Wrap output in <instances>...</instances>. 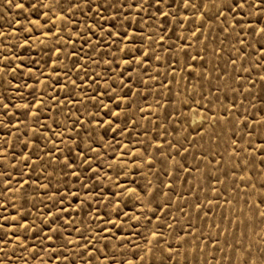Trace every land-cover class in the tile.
<instances>
[{
  "label": "rangeland",
  "instance_id": "obj_1",
  "mask_svg": "<svg viewBox=\"0 0 264 264\" xmlns=\"http://www.w3.org/2000/svg\"><path fill=\"white\" fill-rule=\"evenodd\" d=\"M16 2H23L25 9L8 7L6 0H0V236L9 230L0 240V262L159 264L160 250L167 254L169 245V264H238L239 249L250 244L256 255L257 248L264 247V223L250 211L255 197L248 195L239 176H256L260 166L257 163L252 169L250 165L249 172L234 169L237 161L229 155L230 126L213 124L212 116L213 111L222 116L221 107L231 108L233 97L238 105L243 101L233 121L245 108L251 114V97L245 99L242 93L250 87L246 81L256 80L260 69L250 74L240 71L237 77L226 63L232 51L228 41L222 45L226 50L222 59L212 56L223 39L215 25L211 30L205 27L200 37L204 41L207 36L202 53L207 70L197 67L196 72H189L186 55L180 52L187 41L176 40L177 35L188 36L189 32L178 26L174 33H167L161 48L153 41L164 33L151 26L153 21L146 16L150 26L137 23L139 18L127 9L123 12L133 23L129 27L118 19L120 31L127 30L132 36V29L138 33L143 29V41L140 35L132 41L125 38L121 42L115 35L110 40L106 35L110 19L105 22L86 8L68 12L66 0ZM113 14L111 9L102 11L105 18ZM192 44L188 51L193 55L204 47L198 41ZM140 49L150 56L155 49L160 60L153 58L144 66L132 63L124 71L125 60L143 55ZM236 67H241L240 60ZM128 72L132 74L131 91L120 86L121 79L128 82ZM197 72L201 75L194 78ZM217 86L221 91H216ZM237 88L240 91H234ZM125 92L127 105L118 99ZM253 92H259L258 84ZM193 99L208 105L197 112L195 124L185 106ZM109 111H119L120 117L106 115ZM200 116L205 117L203 127ZM109 119L115 121L112 126L107 124ZM116 123L122 131L113 132ZM166 141L174 145L169 149L164 144L163 152L170 159L155 149L157 142ZM78 152L85 153L84 163ZM149 156L154 158L152 165L147 163ZM221 156L223 161L217 165ZM65 158L70 166H65ZM182 164L190 173L181 169ZM217 178L223 183H216ZM60 197H64L62 203ZM81 202L83 206L78 207ZM197 203L199 210L194 207ZM161 204L165 207L153 215ZM61 207L67 214L58 212ZM49 213L60 218L52 222ZM13 216L17 219L12 220ZM23 224L30 227H18ZM190 224L195 239L187 235ZM153 231L162 234L159 244L152 238ZM45 234L53 240L48 241ZM85 238L95 245L94 249L89 245V252L83 248Z\"/></svg>",
  "mask_w": 264,
  "mask_h": 264
},
{
  "label": "snow or ice",
  "instance_id": "obj_2",
  "mask_svg": "<svg viewBox=\"0 0 264 264\" xmlns=\"http://www.w3.org/2000/svg\"><path fill=\"white\" fill-rule=\"evenodd\" d=\"M66 3V10L68 12H74L77 10L83 11V9L86 8L89 12H94L95 15L99 16L101 20H105V22L110 19L112 23L106 33L110 40L113 35L120 38L121 42H123L125 38H127L129 41H132L137 35H140L141 41L145 39V35L142 34L143 29H141L139 33L135 29H132V36H128L127 30H125L123 34L121 33L120 28L122 25L117 23L118 19L127 23L129 27H131V24L133 23V21L124 14V9H127L129 14L134 12L139 18L136 22L143 23L145 27L150 26L147 25L146 21L144 20L145 16L147 17V20L153 21V25L151 26H154L156 30L164 33L158 37V40L153 41V43H158L161 48H163V43L166 39L167 33H174L175 27L178 26L183 31H188V36L177 35L176 40L177 42L187 41L181 46L180 52L186 55L185 67L189 72H196L197 67L207 70L205 66L206 56L202 54L205 53L207 47V36H205L204 41H200V37L204 35L205 27L211 30L213 25H215L216 29L219 31V34L223 36V39H221L219 41V45L212 50V56L216 57L217 59H222L221 54L226 51L222 45L225 43V41H228V47L232 51L229 52L226 63L232 65L233 71L237 73V77L239 76L240 71L250 74L253 69H260L256 80L246 81L250 87L244 88L242 93L245 99L251 97V99H248V103L252 109L251 114H249L248 108H245L243 114L237 116L236 121H233L232 116L234 112L243 105V101H241V103L238 105L236 103L235 97H233L231 101V108L221 107L220 111L223 113L222 116H218L213 111L212 123H225L230 126L228 128V132L232 151L229 155L230 157H235L237 161L234 165V169L240 170V172H249L250 165L252 169H254L256 164H259L260 168L256 176L251 174L248 176L240 175L239 179L241 182L245 183V187L249 189L248 195L255 197V203L250 206V211L253 213L254 217L258 215L260 217L261 223H264V211L260 210L261 208H264V0H66ZM6 5L8 7H15L16 9L20 10L25 9V4L23 2H16V0H6ZM109 9L113 10L114 14L109 18H105L102 15V11H107ZM113 28L117 30L113 32L111 30ZM165 29L167 32H165ZM89 31L91 32L90 26ZM100 31L102 34L105 32L103 27H100ZM146 38L152 40L153 37L152 35H147ZM167 39L170 40L172 37L167 36ZM193 41L204 43V47L200 48L199 51L195 53V55L188 51L189 48L193 47ZM100 43H103L102 37ZM123 51L129 52L130 50L125 48ZM139 51L143 53L139 59H137L136 55H132L131 59L124 61L126 65L124 71H127V66L132 63H135L138 66H144L147 65L153 58L156 61L160 60V57L155 55V49H153L151 56L148 52H144L143 49H140ZM169 51L171 52L173 49L170 48ZM73 55H76V53H73ZM253 56H255V60H252ZM197 60L200 61L199 65L196 64ZM237 60H240L241 62V67L239 69L236 67ZM249 61H251L249 67L244 68L243 65L245 63H249ZM172 70L173 73H175L176 69L174 66ZM124 71L120 73L121 76L124 75ZM200 75L201 73L197 72L194 78H198ZM151 78L152 77H150V79ZM219 78L220 77H217V79ZM131 81L132 74L131 72H128V82H125L123 79L120 80L121 89L127 86L129 91H131L133 86ZM257 84L259 85V92L254 93L253 89L256 88ZM73 85H75V81H73ZM163 86L164 85L161 84V87ZM109 87H111V85ZM112 91L115 92L116 89L113 88ZM216 91H221V88L217 86ZM234 91H240V88H237ZM104 95H107V93H104ZM211 95L212 93L209 92V97H211ZM118 99L123 100L127 105L128 92H125L123 97H119ZM219 99L220 97L217 96L216 100L219 101ZM225 99H227L226 94ZM210 103L211 100L209 99V104ZM193 105L196 107H193ZM185 106L191 111V116L189 119L192 124L197 123V112L206 110L208 108V105H202L199 100L195 99H193L190 104L186 103ZM4 107L6 108L7 105H4ZM101 107L108 108L109 105L101 103ZM115 107L119 108L120 104L117 103ZM33 115L35 116L37 113H33ZM106 115L118 119L120 117V112L109 111L106 113ZM185 115H187V113H185ZM169 117L173 119L175 118L171 113H169ZM204 120V116L199 117L201 127H203ZM77 123L81 124L83 127V122L79 119H77ZM97 123L99 124L102 122L97 121ZM114 123L115 121L112 119L107 121L109 126H112ZM133 123H135V121H133ZM112 130L113 132L122 131L119 123H116V126L112 128ZM200 135L203 136V132H201ZM245 137H247L246 140ZM217 139H219L218 136ZM165 143L168 144L169 149L174 147L172 141H166L157 142L155 149L157 151H161L166 159H170L171 157H169L166 152H163ZM237 145H239V147H237ZM77 147H79V144H77ZM88 151H92V148L88 147ZM184 151L187 152L186 149ZM145 155H147V153H145ZM77 157L82 158L81 163H84L87 159L85 153L83 152H78ZM28 159V156L24 157L25 161ZM222 161L223 156H221L220 161L216 162L217 165H219ZM147 163L152 165L154 163V158L149 156ZM208 163L211 164L212 161L209 160ZM64 164L65 166H70L68 158H65ZM180 167L182 170L189 173L191 171L183 164L180 165ZM76 175L79 176V173ZM232 175L235 177L236 172L233 171ZM216 183L222 184L223 181L217 178ZM167 187L169 190H171V183H169ZM68 195L73 196V198L76 199L75 193L69 192ZM151 195H154V193ZM63 200L64 197H60L61 203ZM245 203L247 204V201H245ZM82 206L83 202L78 205V207ZM163 207H165V205H158L156 209H153V215H155V212L159 210V208ZM194 207L199 210L200 204L197 203ZM58 212L67 214L63 207H61ZM49 215L51 216L52 222H55V220L60 218L58 214L52 216V214L49 213ZM16 219L17 217H12V220ZM137 219L139 218L137 217ZM46 223H48V221H46ZM0 227H3V225H0ZM18 227L28 229L30 226L28 224H23L18 225ZM168 227L172 226L168 225ZM8 231L9 230L7 229L4 231L3 235L0 236V240H4L8 236ZM51 231L56 232V229L53 228ZM194 231L195 229L190 224L187 235H192L193 239H195L196 237L194 235ZM151 235L153 240L159 244L162 234L158 235L157 232L153 231ZM45 238L48 241L53 240V236H48L47 234H45ZM179 239L186 240V236H180ZM261 243L264 244V239L261 240ZM90 244H92L91 240L85 238V244L83 245L85 252H89ZM92 248H95L94 244H92ZM239 250L242 255L238 261V264H264V247L257 248L256 255H254L252 252L251 244L247 249L241 247ZM0 251H3V249H0ZM149 251H151V249ZM160 251L161 255L159 258V264H169V262L172 260L171 245H169L167 254H165L163 249ZM235 251L236 249H234V252ZM53 252H55V249H53ZM36 255H38V253ZM140 259L142 260L143 257ZM0 264H3V262H0ZM72 264H75V262L73 261ZM124 264H135V262L127 261L124 262Z\"/></svg>",
  "mask_w": 264,
  "mask_h": 264
}]
</instances>
